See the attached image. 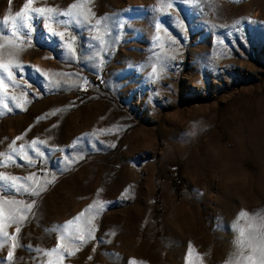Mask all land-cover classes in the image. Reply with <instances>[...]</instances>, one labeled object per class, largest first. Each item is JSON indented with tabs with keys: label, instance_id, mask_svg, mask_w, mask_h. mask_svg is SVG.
<instances>
[{
	"label": "rangeland",
	"instance_id": "rangeland-1",
	"mask_svg": "<svg viewBox=\"0 0 264 264\" xmlns=\"http://www.w3.org/2000/svg\"><path fill=\"white\" fill-rule=\"evenodd\" d=\"M26 3L0 0V264H238L264 237V0Z\"/></svg>",
	"mask_w": 264,
	"mask_h": 264
},
{
	"label": "snow or ice",
	"instance_id": "snow-or-ice-1",
	"mask_svg": "<svg viewBox=\"0 0 264 264\" xmlns=\"http://www.w3.org/2000/svg\"><path fill=\"white\" fill-rule=\"evenodd\" d=\"M11 2V0H10ZM32 2L33 0H27V3L24 5L23 7V11H18L16 14H15V17H27L28 16V13H29V10H30V7L32 5ZM171 6V5H169ZM79 6L74 4L72 5V8L75 9V8H78ZM32 11H34L35 13L39 14L40 16H44L46 13H52L53 12V9L52 8H35V9H32ZM71 13L70 12H65L63 13V15H70ZM15 17L12 18V34L13 35H16V32L19 30V28H29V35L31 33V25H28L26 24L25 22H21L20 25H19V28L17 27V24L15 22ZM85 19H87V17H85ZM8 20H9V17H5L4 18V21L3 23L4 24H7L8 23ZM97 24H99V21H97ZM157 28H159V24L156 25ZM48 31L52 34V35H58L61 39H63V36L64 34L63 33H54L52 32V29L51 27L49 26L48 27ZM157 39H159V37H157ZM9 43L11 44L12 41L9 40ZM69 48H71V45L69 44L68 45ZM17 67H20L19 65H17ZM29 67H31V65H29ZM0 69H2L4 72L7 73V75L9 77H11L13 75V73L11 72L10 70V64L9 63H0ZM153 71L155 72V69H153ZM0 87H4L3 85V77L0 76ZM2 179H8V177H0ZM12 187L15 188V190L17 192H19V187H16L15 184L12 185ZM27 191V189H26ZM34 191V194H37L38 195V192H35ZM10 204H15L16 201H11L9 202ZM30 207V206H29ZM241 215H247L246 213H242ZM23 217H20V219H22ZM17 222V217L16 216H12L11 219H10V223H16ZM3 228H4V225L3 224H0V233H2V235L4 237H8L9 236V233L6 232V231H3ZM20 231V228L17 227L16 228V232L18 233ZM241 237L244 236V233L243 231H241L240 233ZM11 239L13 241H15V236H12ZM81 239H83V237H81ZM240 244L242 245L241 247V251L239 253L240 257H241V260L238 262V264H264V237H256V236H250L245 240H241L240 241ZM13 248H15V243H13L12 245ZM245 248L247 249H251V253L247 256L244 255V250ZM53 252L57 251V249H52ZM71 254V253H69ZM11 255L12 253L9 252V259L11 258Z\"/></svg>",
	"mask_w": 264,
	"mask_h": 264
},
{
	"label": "built area",
	"instance_id": "built-area-1",
	"mask_svg": "<svg viewBox=\"0 0 264 264\" xmlns=\"http://www.w3.org/2000/svg\"><path fill=\"white\" fill-rule=\"evenodd\" d=\"M173 184L176 186V187H181L183 185V178H181L180 176H176L174 179H173Z\"/></svg>",
	"mask_w": 264,
	"mask_h": 264
},
{
	"label": "trees",
	"instance_id": "trees-1",
	"mask_svg": "<svg viewBox=\"0 0 264 264\" xmlns=\"http://www.w3.org/2000/svg\"><path fill=\"white\" fill-rule=\"evenodd\" d=\"M89 77H90V79L96 81V80H95V77H93V76H91V75H89ZM160 192H161L160 189H158V190H157V193H156V199H157V195H158Z\"/></svg>",
	"mask_w": 264,
	"mask_h": 264
},
{
	"label": "crops",
	"instance_id": "crops-1",
	"mask_svg": "<svg viewBox=\"0 0 264 264\" xmlns=\"http://www.w3.org/2000/svg\"><path fill=\"white\" fill-rule=\"evenodd\" d=\"M94 77V76H93ZM95 79H97V78H95Z\"/></svg>",
	"mask_w": 264,
	"mask_h": 264
}]
</instances>
